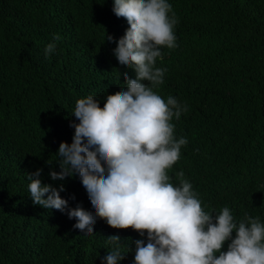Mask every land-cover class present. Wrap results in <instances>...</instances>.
<instances>
[{
  "label": "trees",
  "instance_id": "obj_1",
  "mask_svg": "<svg viewBox=\"0 0 264 264\" xmlns=\"http://www.w3.org/2000/svg\"><path fill=\"white\" fill-rule=\"evenodd\" d=\"M168 3L179 21L178 46L161 48L156 66L167 71L157 91L188 106L172 121L188 144L171 182L183 171L206 212L227 206L237 221L247 212L264 223V0ZM113 5L0 0V264H106L112 246L105 240L114 235L123 245L117 264H134V241L147 243L146 232L113 229L99 218L85 235L66 212L34 205L28 190L27 175L42 169V184L63 185L69 208L94 214L78 174L53 181L49 173L60 172V143H72L76 101L91 95L103 107L107 95L126 87L124 73L135 79L106 39L119 40L129 28Z\"/></svg>",
  "mask_w": 264,
  "mask_h": 264
},
{
  "label": "clouds",
  "instance_id": "obj_2",
  "mask_svg": "<svg viewBox=\"0 0 264 264\" xmlns=\"http://www.w3.org/2000/svg\"><path fill=\"white\" fill-rule=\"evenodd\" d=\"M112 11L129 28L119 40L111 35L106 39L116 43L114 56L134 69L135 79L124 73L126 87L107 95L103 107L91 95L76 101L73 114L79 123L70 125L75 129L72 143H60V172L49 173L53 181L78 174L94 214L79 205L69 208L60 195L63 185L42 184V169L27 175L33 204L66 212L85 235L93 234L97 218L141 237L146 232L147 243L134 241V264H264V223L258 216L245 212L237 221L227 206L213 215L205 211L183 171L176 174L178 184L171 182L169 171L188 144L185 137L177 139L172 122L188 111L187 104L171 95L165 100L157 91L167 71L156 66L163 59L161 48L178 46L174 29L179 21L171 4L114 0ZM60 39L59 34L53 37ZM55 49L56 43L47 44L45 56ZM105 241L112 246L106 264L124 259L119 236Z\"/></svg>",
  "mask_w": 264,
  "mask_h": 264
}]
</instances>
